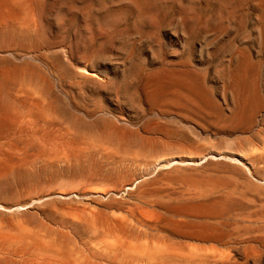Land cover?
Here are the masks:
<instances>
[{
	"label": "bare ground",
	"instance_id": "bare-ground-1",
	"mask_svg": "<svg viewBox=\"0 0 264 264\" xmlns=\"http://www.w3.org/2000/svg\"><path fill=\"white\" fill-rule=\"evenodd\" d=\"M82 1L83 3L81 6L84 8H82L81 6L80 7L83 9L84 14L89 15L90 12L87 9L88 5H85L84 3V2H88L89 0H82ZM113 1L114 0H111V2ZM159 1L161 2V0H126L125 1L127 2V5H128L127 9L130 11L132 15H134L132 18L133 19L135 18V22L131 25L130 31L132 32H130V34L131 33L132 34L128 35L127 33H125L124 37L121 36L122 39H124L126 35H128L129 39L131 38V42L128 43L127 45L126 44L122 45L123 44L122 43L119 49L121 48L125 52L127 51L129 52L133 48L134 43L137 42V41L135 42V40L137 39V35L141 33L140 23H141L143 15L147 16L146 12L149 13L148 10H152V8L155 7L156 5L158 6V3H160ZM190 1H193V0H190ZM194 1L196 2V0ZM210 1L211 0H209V2ZM231 1L232 0H215V2L218 4V6L221 9L223 7L225 8L226 5H229L230 7V4L228 3H230ZM100 2H103V1L99 0V4ZM117 2H114V3L118 4ZM122 2L120 3L122 4ZM172 2L174 4L175 0ZM26 3H27V0H0V35H3L5 37L11 36V37L22 38V39L29 38V34L26 31L28 26L24 30L21 29V26L18 27L19 26L18 24L19 23L21 24L23 22V21L21 22V18H23L24 15L20 17V13L23 7L26 6ZM161 3L163 4L164 2H161ZM116 4L114 5L116 6ZM162 4L160 5L161 9L164 8L165 6V5L162 6ZM190 4L191 3H189L188 6H190ZM231 4H234V3H231ZM93 5H95L94 2H93ZM101 5H104V4L101 3ZM256 5L260 9V19L264 23V0H256ZM179 6L181 5L179 4ZM188 6H187V9H188ZM191 6L189 7V10L191 9ZM117 8H119V6ZM105 9H108V8L106 7L104 8V10ZM158 9L159 8L157 7L156 10ZM216 9L217 8H215L214 10ZM76 11L77 10H75V12ZM191 11H192L191 13H193L194 10L191 9ZM232 11L234 12V10ZM69 12H72V11L70 10ZM154 12L155 14H157L156 11ZM83 13H81V16H83L82 15ZM151 13L152 11L149 14L151 15ZM183 14H181L184 18L182 21L185 22V19L187 18H185ZM213 14L211 15L213 16ZM225 14L227 15V21H230L231 23L230 18H233V17H228L227 12ZM230 15H232V13ZM95 16L92 17V21H93V18H95ZM188 16H191V15L188 14ZM215 16H216L215 20H217L218 18L220 19L221 17L220 15H215ZM26 17H28V14ZM151 17H154V15H151L150 18ZM33 18H34V15L33 17L31 16L30 19H33ZM114 19L116 18L114 17ZM153 19H157V18L154 17ZM193 19L195 21V18H192V21ZM213 19L211 21H213ZM260 19L258 17V20ZM98 20L96 19V22H98V24L95 22L97 25H99ZM92 21H90V23ZM223 21L225 22L226 20L224 19ZM116 22L114 20V23ZM186 22L188 24L190 23L189 21H186ZM213 22L215 23V21ZM104 23H106V21ZM178 23H181L180 20ZM22 24L28 25V23H22ZM109 24H111V22ZM195 25L197 24H193L194 27H196ZM207 25L205 23L204 27ZM227 25L229 24L227 23ZM25 26L22 25V27H25ZM94 26L96 28L99 27L96 25ZM209 26L211 27V25ZM83 27L85 26L83 25ZM95 27L93 28L95 29ZM210 27L207 26V28H210ZM104 28L102 27L103 30ZM189 28H191V25ZM224 28H226V25ZM37 29H40V28H37ZM37 29L36 31H38ZM89 29L91 30L92 28H89ZM146 30L149 31V28ZM257 31L260 32V30L258 29ZM90 32L92 33V30L89 31V33ZM143 33H142V36L144 39V36L146 35L147 37L148 35L146 34V32H145V35H143ZM214 33H216V31H214ZM118 34L120 36V33ZM252 34L253 33H251V35ZM258 35H260V33ZM138 36H141V35H138ZM30 37L32 36L30 35ZM88 37H93V34L91 36L89 35ZM149 38L150 37L146 38V40ZM3 40H6V39L3 37ZM146 40L144 39V42ZM149 41L151 40L149 39ZM12 43H14V41ZM5 50L8 52V54L12 55L13 57L15 56L17 58H20V56H22L23 58L25 57L28 60H32V61L34 59L39 60L40 63L44 66L46 72H41L34 65L26 64L24 62L13 63L9 65L0 64V135L2 136V134H7V133L9 135L10 133H12L11 131H13L15 134L13 138L12 136H10V139H8V137L6 136L8 140H5L4 139L5 136H2L3 140L5 141L4 142L3 140L0 141V192H3L4 194H6L5 192L7 190L9 191L10 188L23 186L25 184H28L29 182L35 183V180L44 178L45 175H50L56 172L57 173L62 172V174L63 173L68 174L69 176H72V175L84 176L87 174L89 175L91 173H96V174L98 173V175L101 174V176L102 174H110V176L111 175L118 176L119 173L122 174V172H124L122 171L123 169H121V167H122L123 161L126 158H129L127 157L128 154L132 156L131 159H126V160H129L128 163H130L131 161H136L134 158L135 157L134 155L136 153H141L140 155H142V153L147 154L148 152H151V157L154 159H148V160L144 159L145 162L142 161L144 156H142L141 161L137 159V161L139 160L140 162H143L142 163L143 166L139 169L140 175L139 176L137 175L136 178L130 179L129 183L126 182L125 185L122 184L123 187L121 186V188L120 186L119 187L117 186L119 188L118 190L116 188H113L110 190L102 189L99 192V189H98L97 191L99 192L98 199L101 200V202L99 206H96V207L89 205L88 209H85L82 207V209L84 210H78L79 207L73 206L74 210L72 209L70 211L71 213L69 212V210H68L69 213L67 212V210L65 209V205L67 203L70 204L72 202L78 201L79 199L83 200L84 196L87 197L89 192L87 191L85 192L84 189H83L84 191H81L82 189L80 190L73 189L72 191L68 190L65 193H62L63 191L60 193L59 191L55 192L51 190V192H48V193L46 192L44 194H41L40 191H38L39 196L36 195L35 198L32 197L33 200H29V201H21L16 198V195L15 197L13 195L15 199L12 197L14 200L13 201L10 200L11 202L9 203L8 201L6 202V200H4L6 202L4 203L0 199V208H2L0 209V264H200L205 258L204 257L205 255L203 254V251L205 252L206 250L205 246L206 245L208 246V244L210 243H216V241L219 239L221 234L223 235L222 231L227 230L225 229L226 227L225 223H228V222H225L223 217H225V214L228 215L227 213L231 211V210H228V209H231V206L233 205L236 206L237 202L239 201V196H237L238 194L235 191H233L234 189H230L231 183L225 177L219 174L216 175V173L215 174L213 173L212 174H206V173L200 174L201 172L200 170H199L200 172L199 171L194 172V171L199 168H203L206 165L213 164L215 161L213 162L212 158H222V157L229 158L230 161L232 160V162L235 161V162H239L242 165H244L247 168V172H245L239 165H233L231 163H227L228 166L230 165L232 168L234 167L238 171H240V173L244 177H246V179H249V181L251 182L250 184H253V186L258 187V188H264V177L263 178L256 177L257 181L252 180L250 178L254 176L253 170H254L255 163L253 159L246 157L245 153L237 154L236 152L234 153V150H233L232 153L234 154L226 155V154H222L221 152L219 153L216 150H215L216 152H214V150L212 151L210 150L211 151L210 153H205V154L203 153V154H200V156H195L196 153L192 151L195 157H186V156L183 157L181 155L180 156L177 155L176 157H170L171 155L170 152L172 150L170 148V152H168L170 144H171L169 140L171 141L172 139H175V140L177 139L176 141H178V139H180V136H181V135L178 136L179 130L176 131L175 126L170 125L171 123H169L168 125V122L167 123L164 122V124L156 128H153L156 130L155 131L156 135L154 136H148V135L144 136L146 133H148L147 129L144 130L146 128L147 123L146 124L142 123V125L139 124V127H137L138 129L136 128L132 129L135 126L130 128L131 124L129 123L130 122L129 120L120 118L114 112H102V114L105 115L104 116L105 118L103 117V118H99V119L96 118L95 120H91L92 117L91 119L89 117V120L91 121H88V120L84 121L83 119H81V117L77 116L78 115L77 112L79 109L78 106L82 104L81 103L82 100H80L79 97L81 98L83 97L82 91L86 90L88 87L93 88V89L105 88V89L110 90V94L113 95L114 98H117L118 101L122 103V105L127 106L130 110L134 111L135 113L146 112V111L156 112L157 115L162 114L163 116H165V118H167V114L169 111H172L174 113L175 111H182V112L187 111L189 112V114L205 115V116L211 115L212 116V114L216 111V107L214 106L211 99H209L205 91L196 82V80L193 77L194 75H192L191 73L186 72V71L176 70V69H165V68L163 69L161 68V70L159 71L157 70V71L146 73L145 69L143 68L145 73L141 74L139 68L137 67L138 63L136 64L130 63L128 66L123 67L122 73L119 76L120 78L103 80L97 77V73L99 72L96 73L95 70L90 66L80 67L83 70L82 72L81 69L79 68V64H76L73 62V58H71L67 50L58 51L57 54L55 53L56 56L53 54L55 57L52 59L48 57V53L50 52H45L43 53L42 57L37 58L33 56L34 54L32 55V51L17 53L13 50V48L5 49ZM233 51L235 50L233 49ZM233 51L231 53H234ZM128 52H127V56L129 55ZM231 53H229V55H231ZM237 55H238V59L244 62L243 56L245 55L242 56L239 53ZM248 56L249 55H247V57ZM235 57L237 58V56ZM230 58L232 59V57ZM124 61H126V58ZM241 61H239V63L241 64V66L244 67L243 62ZM224 62H225V59H224ZM123 63L124 65L126 64L125 62ZM139 65L141 67V64ZM175 67H176V64H175ZM217 70H219V68H217ZM245 70L246 69H244V72ZM221 72L224 75H226L225 70ZM239 73H243V72H239ZM219 74L221 75V73ZM238 75L236 77H239ZM227 76H230V75L228 74ZM218 77L220 76L218 75ZM102 78H105V77H102ZM237 79L239 80V78ZM230 85L233 88V91H231V93L233 92L235 94H240L238 96L236 95L233 101L234 104H232L234 106L229 115V120L232 121L235 125H238L243 120V118L247 117L250 110L256 109L257 106L252 101L253 99L251 97L252 92L250 91V87L247 89L243 87L239 90L237 88V86L240 85L239 81H234V83ZM249 85L250 83L248 84V86ZM11 88H13L16 91V93H19L21 95H17L15 93L9 92V90H12ZM34 92L37 93L38 96H34ZM215 92L216 91H214V93ZM222 96H224L223 91H222ZM227 97L228 96H225V98ZM227 100L224 99L225 102ZM69 107H71V109L77 110L76 112L77 117L74 114H71V111L67 110V108ZM94 108L97 109L98 107H94ZM80 112H82L81 109H80ZM147 112L145 114H147ZM83 115H87V113L84 112L82 116ZM154 115L152 116L154 117ZM60 117L62 119H59L58 121V118ZM28 123L32 124L33 126L37 128L35 129L34 127L35 130L30 131L29 129H31V127H29V129L27 128L29 125ZM123 126L124 128H122ZM249 126L251 125L249 124ZM141 132L145 134L143 135ZM184 137H183V140H185ZM263 141H260V142L263 143ZM180 144L182 143L180 142ZM180 144L178 145L179 147L181 146ZM167 146L168 148H165V151L167 149L168 150L166 151L167 154H165L166 152L163 151V149L164 147H167ZM260 146H261L262 153H260L259 156L264 158V151H262L264 150V147L262 149V146L264 145H260ZM250 147H253V145ZM183 148H185V146L182 147V150ZM258 148H259L258 151H260V147ZM158 149H161L160 151L162 153L165 152L163 153L164 155L159 151L156 152L159 154L158 156L162 154L163 157H158L157 154L155 155V157L152 156L153 155L152 152ZM179 150L181 149L179 148ZM185 152H188V149L186 151L183 150L184 154H186ZM254 152H255V148H254L253 153ZM166 155L169 157H167ZM190 156H191V152H190ZM140 162H136V163L140 165ZM126 166H129V165H126ZM131 171L132 170H130L129 172ZM132 175L133 173L130 174V177ZM106 176H104V178ZM95 177L96 176L94 175V178ZM70 178L72 179V177ZM74 178L75 177L73 176V179ZM81 178H79L80 182L81 180H84L83 177ZM85 178H89V176ZM61 179L62 181H64L63 177L60 178V181ZM162 179L169 180V181L172 180L174 184L179 183V182L180 183L182 182V184L184 183L183 187L182 186L177 187L178 191H176L175 194H177L178 196L176 197V200H171L169 202L168 201L167 202L159 201L158 203L155 202L157 203L156 205L152 203L153 205L152 213L150 210H147L151 208V206L150 208H148L149 206V203H148L147 206L144 205L146 207V208L144 207L145 208L144 213H138V212L143 211L144 209L142 208L143 205H141L142 209L140 208L141 209L140 211L137 212V210L135 211L129 210L128 213L126 212L127 215L126 213L124 214L134 223V225L135 224L139 225L140 228L144 229L145 227L147 228L152 227L153 229H157L159 231L164 232L162 233L163 234L162 235L160 234V232L156 231L155 237L152 236L153 237L152 240H156L155 238H157V236L158 238L159 237L161 238V236H165V233H166L168 237L167 241H171V242L173 241V243L174 242L176 243V242H179V239L177 238H181V240L185 239L189 241V246H190V242L195 245L193 248H190L189 246L188 247L186 246L187 247L186 248L183 245L182 247H179L177 246L178 243L177 245L175 243L174 244L167 243L168 244L167 245L166 241L163 243V241L166 240V238H164L162 241L163 237L161 239L157 238L156 241H160V242H155V243L154 241L152 242V240L149 237H147V239L149 238V240H151L147 243L148 240L146 239V242H144L143 239H145V236L143 235H142L143 239L141 240H143L144 244L143 242L142 243H137V242L132 243L133 240L131 241L130 236L132 237H134V235L136 236V234L132 232V230L133 228L134 230L135 228L136 230H138V228L133 225V228L131 230L132 225L130 224L132 222L130 224L126 222L128 220L126 216H124V219L122 218L123 216H121V219L118 217V219L116 220H110L107 218L108 212L104 213L105 211H107V208L111 205V201L113 203V201L119 202L125 198L127 199L128 198L127 196H130L131 194L134 195L136 191L138 193L139 188L142 189L144 185L145 186L143 187L144 188L143 190H145V187L148 186L147 184H149L150 186V183L154 181L157 182L158 180L160 182ZM114 180L115 179L113 177V181ZM123 180L124 179H122V181ZM42 184H44V182ZM29 185L31 184L29 183ZM35 185L33 186L36 188L37 185L36 186ZM232 187H233V184H232ZM249 187L252 188L251 186ZM38 188L39 187H37L36 189ZM26 189L27 188L23 190H26ZM141 189L139 190V193ZM104 191L107 192L108 194V196L106 197L107 200H103L102 198L104 197V194H102L101 192H104ZM44 192H45V189H44ZM153 192L155 194V191ZM14 193L17 194L19 192L15 191ZM137 193H135V195ZM19 195L18 197H20ZM55 195H57V197L60 195L64 198L63 199H61L60 197L57 198ZM117 195L119 198L115 197ZM2 199H4V197ZM89 207H93L91 208L92 210L89 209ZM76 208L78 211H75ZM64 209L66 211H64ZM67 209H69V207ZM93 209H95L96 211L95 210L93 211ZM102 210H104V212ZM146 210L149 212H145ZM65 212H67L68 214L67 213L65 214ZM103 213L105 215H103ZM146 213L148 214V216L150 215V217L152 218L143 216V214L146 215ZM38 219L39 221H37ZM40 220H43L44 222ZM39 222H42V223H39ZM36 223L38 224L36 225ZM44 223L45 225H43ZM170 236L177 237L176 238L177 240L175 238H174L175 240L169 238ZM84 237H87L88 238L87 240H89V241L87 240L84 241V242L87 241L86 244L81 241V243H83L81 247L80 246L79 248H77V246L73 247V244H74L73 242L78 241V239L83 240ZM75 238L77 240H75ZM225 239L226 238L224 237V240ZM222 240L223 238L221 237L220 243L222 242ZM187 241L185 242L188 244ZM218 241L217 243H219ZM222 244H224V242ZM171 245L172 247H170ZM175 245L178 248H175ZM213 246L214 245H212V247ZM262 257L260 256L261 259H263Z\"/></svg>",
	"mask_w": 264,
	"mask_h": 264
},
{
	"label": "rangeland",
	"instance_id": "rangeland-1",
	"mask_svg": "<svg viewBox=\"0 0 264 264\" xmlns=\"http://www.w3.org/2000/svg\"><path fill=\"white\" fill-rule=\"evenodd\" d=\"M66 1H67V3H66ZM101 1H103V2H100V4H99V0H95V1L89 0L88 2H84L85 5H88L87 9L90 12L89 15H87V14L83 13L82 8H84V7L81 6L83 3L82 0H69V1L68 0H33V1L27 0L28 4L26 3V6H24L23 9L21 10L20 17L24 15L23 18H21V22L23 21L22 23H28V25L21 23L23 26L26 25L25 27H22V25L19 23L18 24L19 26L18 25L17 26L18 27L21 26V29H23V30L28 26L26 31L29 34V38H27V39L23 38L22 39V38H16V37H11V36H9L10 37L9 38L8 36L5 37L3 35H0V64H8L9 65V64H13V63L24 62L26 64L34 65L41 72H46L44 66L40 63L39 60L34 59L32 61V60H28L25 57L23 58L22 56H20V58H17L15 56L13 57L12 55L8 54V52L5 49H12L13 48V50L17 53L32 51V55L34 54L33 56L37 57V58L42 57L43 53H45V52H50V53H48V57L50 59L54 58L58 51L67 50L68 53L70 54L71 58H73V62L76 64H79V68L82 66H90L95 70L96 73L99 72V73H97V77H99L100 79H103V80L120 78L119 76L122 73L123 67L128 66L130 63H134V64L138 63L137 67L139 68L141 74L145 73V71H146V73L157 71V70L159 71V70H161V68L162 69L163 68H165V69H176V70H180V71L189 72L192 75H194L193 77L196 80V82L205 91V93L208 95L209 99H211L214 106L216 107V111L212 114V116L211 115L210 116L194 115V114H189V112H187V111H183V112L182 111H175V113L172 111H169L167 114V118H165V116H163L162 114L157 115L156 112H147L146 111L147 114H145L146 112L135 113L134 111L130 110L127 106L122 105V103L120 101H118L117 98H114V96L110 94V90L105 89V88L93 89L90 87H88L86 90L82 91V93H83L82 95L85 98L79 97V99L82 100L81 101L82 104H80L78 106V108H79L78 112H77V110L71 109V107L67 108V110L71 111V114H74L75 116L77 115L76 114V112H77L78 113L77 116L81 117V119H83L84 121H87V120L91 121V120H95L96 118L97 119L103 118L105 115L102 114V112H114L120 118L129 120L130 121L129 123L131 124L130 125L131 127L130 126L129 127L132 128L133 126H135L132 129H134V128L138 129L137 127H139V124L142 125V123L143 124L147 123L146 128L145 129L143 128V129L144 130L147 129L148 133L145 134V133L141 132L143 135L145 134L144 136H147V135L148 136H154V135H156V133H155L156 130L153 128H156V127L164 124V122H166V123L168 122V125H169V123H171L170 125H174L176 128V131L179 130L178 136H180V135L181 136H180V139H178V141H176L177 139L171 140L174 143V145L169 140V142L171 144H170L169 150L168 149L167 150H168V152H170V148L172 150L170 152L171 153L170 157H176L177 155H179V156L181 155L183 157L184 156L195 157V156H200V154H203V153L204 154L210 153L212 150H214V152L217 151L219 153L221 152L222 154H226V155L227 154L228 155L234 154L235 152L237 154L238 153L239 154L245 153L246 157H249V158L254 160V163L257 167L256 168L254 165V170H253L254 176H252L250 178L252 180H256V177L263 178L264 177V158L260 157L259 154L262 153L260 145H264V141H263L264 140V23L260 19V9L256 5V0H249V2H248V0H232L230 3H228V4H230V7H229V5H226V7L225 8L223 7L222 9L218 6V4L215 2V0H211L210 2H209V0H206L207 2L205 0H200V1L196 0V2L193 0L196 4L190 0H177V1L175 0L174 4L172 2L174 0H167V2H166V0L165 1L161 0V2H164V3L162 4L159 1L160 3H158V6L157 5L156 6L159 9H161L160 5L161 4H162V6L165 5L164 6L165 10H164V8H162L161 10L158 9L159 10L158 11V10H156L157 9L156 6L153 7L152 10H148L149 13L152 11L151 15H154V17L157 18L159 21L157 19H153L154 17L150 18L151 15L148 12H146L147 16L143 15V17H142L143 21L141 20V23H140L141 33L138 34L141 36L137 35V39L135 40V42L136 41L137 42L134 43V46L132 48L134 50L131 49L129 52L127 51L129 53L128 56H127V52H125L121 48L119 49V47L122 43H123L122 45H125V44L127 45L128 43L131 42V38L129 39L128 35L130 34V32H132L130 30H131V25L135 22V18L134 19L132 18L134 15H132L130 13V11L127 9L128 5H127V2H125L126 0L125 1L124 0H121V1L118 0V2H117V0L116 1L114 0L113 2H111V0H109V1L106 0V2H105V0H101ZM93 2L95 5H93ZM110 2H111V4L112 3L113 4L111 5ZM114 2H117L118 4H116ZM120 2H122V4ZM168 2H169V4H168ZM188 2L191 4L193 2V4H194V5L192 4V6L190 4L191 9L194 10L193 13H191L192 12L191 9L189 10L190 6H188L189 5ZM245 2H246V4H245ZM61 3H63V4H61ZM101 3H103L104 5H101ZM178 3L181 6H179ZM231 3H234V4H231ZM114 4H116V6ZM118 6H119V8H117ZM187 6H188V9H187ZM193 6H195V7H193ZM106 7L108 9H105L106 10V12H105L104 8H106ZM215 8H217L219 10H217V9L214 10ZM31 9H32V11H31ZM62 9H63V11H62ZM68 9H70L72 12H69L70 10H68ZM92 9H94L95 11ZM113 9H114V11H113ZM220 9H221V11H220ZM75 10H77V11L75 12ZM232 10H234L235 13ZM154 11H156L157 14H155ZM161 11H163V12H161ZM178 12H179V14H178ZM214 12L217 14H215ZM226 12L228 14V17H233V18H230L231 23H230V21H227V15L225 14ZM61 13H62V15H61ZM81 13H83L82 14L83 16H81ZM187 13L191 16H188ZM231 13H232V15H230ZM27 14H28V17H26ZM29 14L30 15L32 14L31 15L32 17L34 15V18H33L34 20L30 19L31 16ZM181 14H183L185 16V18H187V19H185V22L182 21L184 18ZM211 14H213V16ZM127 15L129 18L127 17ZM158 15L161 17H159ZM177 15H179V16H177ZM215 15H220L221 17L220 16L219 17L221 20L219 18L217 20H215V17H216ZM93 16H95V18H93V21H92ZM121 16H122V18H121ZM180 16H181V18H180ZM114 17L116 19H114ZM188 17L191 19H189ZM258 17L260 20H258ZM107 18L110 20H108ZM118 18H119V20H118ZM160 18H161V20H160ZM192 18H195V21H194V19L192 21ZM223 18L226 20L225 22L223 21L224 20ZM96 19L97 20L99 19L98 20L99 25H97L98 22H96ZM151 19H153V20H151ZM212 19H213V21H215V23L213 21H211ZM28 20H29V22H28ZM114 20H115V22L116 21L117 22L114 23ZM150 20H151V22H150ZM179 20L181 23H178ZM90 21H92V22L90 23ZM105 21H106V23H104ZM130 21H132V22H130ZM186 21H189L190 23L188 24ZM196 21H197V23H196ZM208 21H210L211 23ZM110 22H111V24L112 23L113 24L112 25L109 24ZM255 22H257V23H255ZM85 23L88 25H86ZM175 23H177L179 26ZM184 23L186 25L187 24L188 25L186 26ZM205 23H206V25L208 24L207 25L208 27H210L209 25H211V27L210 28H207V26L204 27ZM217 23H218V25H217ZM221 23L224 26H222ZM227 23L229 25H227ZM141 24H143V25H141ZM152 24L156 27H154ZM193 24H197V25H195L196 27H194ZM83 25L85 27H83ZM94 25L99 26V27L96 28ZM190 25H191V28H189ZM225 25H226V28H224ZM93 27H95V29ZM102 27L103 28L105 27L104 30L102 29ZM176 27H177V29H176ZM37 28H40V29H37ZM89 28H92L91 29L92 33L91 32L89 33V31H91ZM148 28H149V31L146 30ZM151 28H153V29H151ZM221 28H223V29H221ZM36 29L39 31V33H38V31H36ZM257 29L260 30V32L257 31ZM34 30L36 33L34 32ZM98 30H100V31H98ZM143 30L148 35L147 37H146L145 32ZM209 30H211V31H209ZM218 30H220V31L222 30V31L220 32ZM214 31H216V33H214ZM94 32H95V34H94ZM40 33H41V35H40ZM81 33H83V34H81ZM103 33H105V34H103ZM118 33H120V36ZM125 33H127L128 35H126V37L124 39H122V37H124ZM142 33H143V35H145L144 36L145 40H146V38L150 37L149 39L152 42L149 41V39H147L148 41L146 40L149 43H147L146 41L144 42ZM251 33H253V34L251 35ZM259 33H260V35H258ZM92 34H93V37H88L89 35L91 36ZM30 35L32 37H30ZM115 36H116V38H115ZM3 37L6 40H3ZM153 37H154V39H153ZM13 41H14V43H12ZM32 41H34V42H32ZM41 41H43V42H41ZM45 41H46V43H45ZM126 41H127V43H126ZM7 42H8V44H7ZM77 42H78V44H77ZM85 42H86V44H85ZM136 44L137 45L139 44V45L137 46ZM78 47H79V49H78ZM242 47H243V49H242ZM233 49L235 51H233ZM231 50L234 53H231L232 52ZM239 50H241V51H239ZM242 51H244V52H242ZM240 52H242V53H240ZM229 53H231V55H229ZM238 53L242 56L245 55V56H243L244 57L243 60L245 63L238 59V55H237ZM247 55H249L248 56L249 58L247 57ZM235 56H237V58ZM230 57H232L233 60ZM125 58H126V61H124ZM224 59H225V62H224ZM171 61H172V63H171ZM239 61L243 62L244 67L241 66ZM123 62H125L127 65L126 64L124 65ZM235 62H236V64H235ZM139 64H141L142 68L140 67ZM175 64H176V67H175ZM228 67H229V69H228ZM143 68L145 69V71ZM217 68H219V70H217ZM244 69H246L245 72H244ZM223 70L226 71L225 72L226 75H224L221 72ZM236 70H237V72H236ZM81 71L83 72L82 69H81ZM232 71H234V72H232ZM238 71L243 72V73H239ZM250 72H252V73H250ZM219 73H221V75ZM233 73H235V74H233ZM237 73L240 75H238ZM248 73H249V75H248ZM257 73H258V75H257ZM100 74H101V76H100ZM205 74H206V76H205ZM228 74L230 76H227ZM218 75L220 77H218ZM237 75L239 77H236ZM244 75H245V77H244ZM252 75H253V77H252ZM102 77H105V78H102ZM226 77H227V79H226ZM237 78H239V80ZM249 80H250V82H249ZM234 81L240 82V85L237 86V88L239 90L243 87H245V89L250 87V91L252 92L251 93V97L253 99L252 101L257 106L256 109L250 110L247 117L243 118V120L238 125H235L232 121L229 120V115H230L232 108L234 106V105H232V104H234L233 101H234L236 95L237 96L240 95V94H235L233 92L231 93V91H233V88L231 87L230 84H233ZM248 82L250 83L249 86H248V84H249ZM222 84H224V85H222ZM11 89L12 90H9V92L15 93L17 95H21L19 93H16V91L13 88H11ZM214 91H216V92L214 93ZM222 91H223L224 96H222ZM255 91H257V92H255ZM36 94L37 93L34 92V96H38V94L37 95ZM221 96L224 98H222ZM225 96H228L227 97L228 100H227V98H225ZM89 98H90V100H89ZM224 99H226L227 101L225 102ZM91 101H92V103H91ZM99 101H100V103H99ZM215 102H217V103H215ZM83 104H85V105H83ZM93 105H94V107H98V108L97 109L94 108ZM230 105H231V107H230ZM80 109L82 112H80ZM95 109H96V111H95ZM222 111H223V113H222ZM84 112H86L87 115L82 116V114H84ZM184 112L187 115H185ZM172 113H174V114H172ZM152 115H154V117ZM89 117H90V119L92 117V119L89 120ZM159 117H161V118H159ZM59 119H62V118L61 117L58 118V121H59ZM175 123H176V125H175ZM223 123H225L226 125ZM28 124L31 125V126L28 125V127H27L28 129H29V127H31V129H29L30 131H34L37 128L30 123H28ZM249 124L251 126H249ZM34 127H35V129H34ZM183 127H184V129H183ZM122 128H124V126ZM237 129H238V131H237ZM149 130H151V131H149ZM11 132L13 134L10 133V131H9V133H10L9 135H8V133L2 134V136H5L4 137L5 140L10 139V136H12V138L15 136L14 132L13 131H11ZM151 132H152V134H151ZM2 136L0 135V141L3 140ZM6 136L8 137V139ZM183 137L186 141L183 140ZM5 140H3V142ZM190 140H191V142H190ZM260 141H263V143ZM180 142L182 144H180ZM252 142H254V143H252ZM179 144L181 145L180 147L178 146ZM251 144L253 145V147H250V146H252ZM175 145H176V147H175ZM182 145L185 146V148H183L184 151H186L188 149V152H185L186 154L183 153V150H182L183 146ZM191 146H193V147H191ZM258 147H260V151H258L259 150ZM263 147L264 146H262V149H263ZM165 148H168V146L164 147L163 151H165ZM179 148L182 151L179 150ZM254 148H255V152L253 153ZM161 149L154 151L155 153L152 152V154H153L152 156L155 157L156 154L158 156L159 154L156 152H158V151L161 152L160 151ZM233 150H234V153H232ZM192 151L196 153L195 156H194ZM207 151H209V152H207ZM262 151H264V150H262ZM165 152H163V153H165ZM190 152H191V156H190ZM246 153H248V154H246ZM140 154L141 153H136L134 155L135 156L134 158L136 161H131L132 163L131 162L128 163L129 160H126V159H131L132 156L130 154L127 155V157H129V158H126V156H125L126 159L123 161L124 164L122 163V167L123 166L124 167L123 168L121 167V169H123L122 171H124V172H122V174L119 173L118 176L117 175H115V176L111 175L110 176V174H102V176H101V174L98 175V173L97 174L91 173L89 175L87 174L89 176V178H85L88 176L87 175L69 176L68 174H64V173L62 174V172H58V173L56 172V173H53L50 175H45L44 178H40L38 180H35V183L29 182L31 185H29V183H28V184H25L23 186L10 188L9 191L7 190L9 193L7 191L6 192L4 191L6 194H4L3 192H0V195L4 197V199H2L3 197L0 196V199L4 203H6L7 201L9 203L15 199L14 197L16 195V198L21 200V201H29V200H33V198H35L36 195L39 196L38 191H40L41 194H44L46 192L47 193L51 192V190L55 191V192L59 191L60 193L63 191L62 193H65L68 190L72 191L73 189H75V190L82 189L81 191L85 190V192L87 191V192H89V194L87 195V197L84 196L83 200L79 199L78 200L79 202L75 201V202L70 203L71 205L73 204L72 207L70 204L67 203L65 205V209L67 210V212H68V210L70 212L74 208L73 206L79 207L78 210H84V209H82V207L85 209H88L89 205L96 207V206H99V204L101 202V200L98 199V195L102 189L110 190V189L116 188L118 190L119 186L121 188L122 184L125 185L126 182L129 183L130 179L136 178L137 175L138 176L140 175L139 169L143 166L142 165L143 162H140L142 156H144L143 160H142L144 162H145L144 159H146V160L154 159L151 157V152H148L147 154L142 153V155H140ZM162 154L158 157H163ZM165 154H167V152ZM167 157H169V156H167ZM137 159H139L140 161L139 160L137 161ZM212 159H213V162L215 161L213 164L206 165L205 167L199 168V169L195 170L194 172H198L200 170L201 171V172L199 171L200 174H203V173L215 174L216 173V175L219 174V175L225 177L231 183L230 189H234L233 191H235L238 194L237 196H239V201L237 202L236 206H234V205L231 206V209H228L231 211H229V212L227 211L228 215L225 214V217H223L224 221L228 222V223L224 222L227 228L225 226L224 227L227 230L222 231L223 235L221 234V236L218 239L219 241L218 240L217 241L220 243L221 237L223 238V240H224V237L226 239L224 241L222 240V242L220 243L221 245L219 243H217V241H216V243L208 244V246L206 245L205 246L206 250L204 249L205 252L203 251L205 258L200 264H264V256H263L264 255V188H258V187L253 186V184H250L251 182L249 181V179H246V177H244L240 173V171H238L234 167L232 168L230 165L229 166L227 165V163H231L233 165H239L245 172H247V168L244 165H242L241 163L235 162V161L232 162V160L230 161L229 158H224V157L212 158ZM136 162H140L141 166ZM137 164H138V166H137ZM126 165H129V166H126ZM131 166H133V167H131ZM129 168H131V169H129ZM127 169H129V170H127ZM133 169L134 170L136 169V170L134 171ZM130 170H132V171L129 172ZM128 172H129V174H128ZM131 173H133V175L130 177ZM120 174H121V176H120ZM94 175L96 176L95 178H94ZM103 175L104 176L107 175V176L104 178ZM73 176L76 178V179L74 178L75 181L73 179ZM79 176L83 177L84 180H81L82 178ZM108 176H110V177H108ZM62 177H63L64 181H62V179L60 181V178H62ZM70 177H72V179ZM113 177L116 181L115 180L113 181ZM50 178H52V179H50ZM79 178H81L80 179L81 182L79 181ZM128 178H129V180H128ZM43 179H45V180H43ZM57 179H58V181H57ZM105 179H107V180H105ZM122 179H124V180L122 181ZM39 180H40V182H39ZM117 180H119V181H117ZM159 180L157 182L156 181L152 182L154 186L152 185V183H150V186H149V184H147L148 186L146 185L147 187H145V190H143L144 189L143 187L145 185L142 187V189L139 188V190L141 189V191H140L141 194L139 193V190H138L139 194L136 191L135 192V193H137L136 195H135V193H134V195L131 194L130 196H127L128 197L127 199L125 198L119 202L113 201V203L111 201V205L107 208V211H105V212H104V210H102V211L104 213L108 212L107 218L110 220H116V219H118V217L121 219V216H123L122 218L124 219V216L127 215L129 210H131V211L137 210V212H138L142 208L147 206L148 203H149L148 208H150V206H151V208L147 209V210H150L152 213V206H153L152 203L154 205H156L159 201H161V202L162 201H164V202L168 201L169 202L171 200H176V197L178 196L177 194H175L176 191H178L177 187L178 186L183 187L184 183L182 184V182L181 183L179 182V183L174 184V182L172 180L169 181V180H163L162 179L163 181L161 180L160 182H159ZM45 181H47V182H45ZM43 182H44V184H42ZM50 182H51V184H50ZM232 184H233V187H232ZM33 185H35L36 188L37 187H39V188L36 189ZM32 186H33V188H32ZM151 186H153V187H151ZM249 186H251L252 188H250ZM25 188H27L26 189L27 191L23 190ZM54 188H56V189H54ZM153 188H155V189H153ZM30 189H31V191H30ZM44 189H45V192H44ZM98 189H99V192H97ZM15 191L19 192V193L15 194L14 193ZM33 191H34V193H33ZM153 191H155V194ZM238 191H239V193H238ZM101 193L104 194V197H102L103 200H107L106 199V197L108 196L107 192L104 191ZM144 193H145V195H144ZM13 195H14V197H13ZM18 195L20 197H18ZM55 196L57 197V195H55ZM59 197L61 199L64 198L60 195L57 198H59ZM115 197L119 198L118 195ZM120 198H121V196H120ZM4 200H6V202ZM123 202H125V203H123ZM155 202H157V203H155ZM67 205H68L69 209H67L68 208ZM141 205H143L142 208H141ZM93 207H89V209H91ZM109 208H110V210H109ZM134 208H136V209H134ZM145 208L143 209V211L138 212V213H144ZM0 209H2V208H0ZM65 209H64V211H66ZM78 210H77V208L75 209V211H78ZM94 210L95 209H93V211ZM96 210H97V208H96ZM147 210L145 212H149ZM67 212H65V214ZM104 213H103V215H105ZM124 213H126V215ZM121 214H123V215H121ZM143 216L150 217V215L148 216L147 213H146V215L143 214ZM147 217H145V218H147ZM150 218H152V217H150ZM127 219H126L127 220L126 222H128L130 224L132 221L128 217H127ZM37 221H39V219ZM40 221L44 222L43 220H40ZM42 222H39V223H42ZM37 224L38 223H36V225ZM33 225H35V224H33ZM40 225H42V224H40ZM43 225H45V223ZM130 225H132V227ZM130 225L129 226L131 227V230H132L134 223L132 222ZM134 226H136L138 228V230H136V228H135V230H134V228L132 230V232H134L136 234V236L134 235L135 239H134V237L130 236L131 241L133 240L132 243H134V242L142 243L143 240H144V242H146L147 237H149L152 240L153 237H155L156 231L160 232V234L164 233L163 231L153 229L152 227H149V228L145 227L147 229H145V228L143 229V228H140L139 225L135 224ZM224 233H225V235H224ZM142 235L145 236V239H143ZM158 235H159V233H158ZM137 236H139L140 238ZM165 236H161V238L163 237L162 241L164 238H166V240H164L163 243L165 241H166V244L167 243L168 244L173 243V241L172 242L167 241L168 237H167L166 233H165ZM149 238L147 239L148 240L147 243L149 241H151V240H149ZM157 238H158V236H157ZM157 238H155V239L157 240ZM161 238L159 237L158 239H161ZM169 238L175 240L177 237H175V236L171 237L170 236ZM87 239H88L87 237H84L83 240L78 239V241L73 242L74 243L73 247L74 246L75 247L77 246V248H79V246L81 247L83 243L86 244V242L89 241ZM141 239H143V240H141ZM171 239H169V240H171ZM177 239H179V242H176V243L174 242L176 245L178 243L177 246H179V247H182V245L185 247L189 246V241H187L185 239L181 240V238H177ZM75 240H77V239L75 238ZM75 240H73V241H75ZM85 240H87V241L84 242ZM156 240H152V242L153 241H154V243L160 242V241H156ZM81 241L83 243H81ZM181 241H183V242H181ZM185 241H187L188 244ZM225 241H226V243H225ZM144 242H143V244H144ZM223 242H224V244H222ZM80 243H81V245H80ZM172 245L170 247H172ZM176 245H175V248H178V247H176ZM212 245H214V246L212 247ZM194 246L195 245L190 242L189 247L193 248ZM242 246H244V247H242ZM207 247L209 248V250ZM222 247H224V248H222ZM245 251H247V252H245ZM260 251H261V253H260ZM260 256L261 257L263 256L262 257L263 259H261ZM255 257H257L258 259Z\"/></svg>",
	"mask_w": 264,
	"mask_h": 264
}]
</instances>
